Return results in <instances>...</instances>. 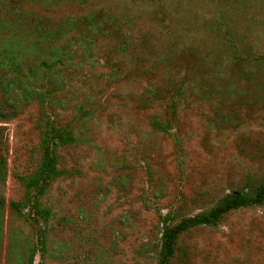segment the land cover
<instances>
[{
  "label": "rangeland",
  "instance_id": "1",
  "mask_svg": "<svg viewBox=\"0 0 264 264\" xmlns=\"http://www.w3.org/2000/svg\"><path fill=\"white\" fill-rule=\"evenodd\" d=\"M263 184L264 0H0V264H264Z\"/></svg>",
  "mask_w": 264,
  "mask_h": 264
},
{
  "label": "trees",
  "instance_id": "2",
  "mask_svg": "<svg viewBox=\"0 0 264 264\" xmlns=\"http://www.w3.org/2000/svg\"><path fill=\"white\" fill-rule=\"evenodd\" d=\"M8 98V99H7ZM5 97L4 101H2V103H7L9 102V97ZM10 106H13L12 104H10ZM46 132H47V138L45 139V152L43 154L40 166L37 169V174L36 177H34L30 182L31 185H36L39 183L40 180H47L48 178L51 177L52 174H54L57 170V164H56V156H55V151L53 150L52 144L54 142H64L66 143V141L71 138V131H67L64 129H57L55 126L51 125L49 127L46 128ZM69 137V138H68ZM264 194V184L261 186L260 191L258 192V195H263ZM238 197L236 196L234 197L235 199V203L232 204V207H236L240 204V201H238ZM244 204V203H242ZM10 208L11 210L18 208V204L15 201H11L10 203ZM45 209L40 208L38 206L37 203H35L34 206V212H36V214L42 217H45ZM217 215V213H216ZM212 215L209 214V217L204 218V220L206 219L209 220V218ZM201 219L200 215L195 216L194 218H185L183 219V221L181 223H179L178 225L174 226V227H166V229L164 230V238H165V247H166V251H167V256H172L174 253V248H175V244H176V238L178 237V234L181 233L185 228H188V226L197 223L198 220ZM212 218H210L211 220ZM209 220V221H210ZM165 264H168L167 262H165Z\"/></svg>",
  "mask_w": 264,
  "mask_h": 264
}]
</instances>
